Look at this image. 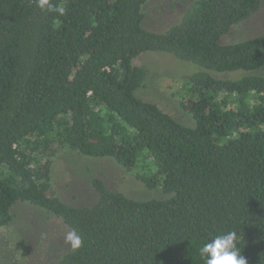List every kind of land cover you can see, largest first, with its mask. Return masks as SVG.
I'll return each instance as SVG.
<instances>
[{"label": "trees", "instance_id": "trees-1", "mask_svg": "<svg viewBox=\"0 0 264 264\" xmlns=\"http://www.w3.org/2000/svg\"><path fill=\"white\" fill-rule=\"evenodd\" d=\"M150 1L50 0L59 15L0 0V227L18 203L61 219L82 245L58 264H205L199 248L235 231L247 264H264V77H215L264 67V35L221 44L262 0H194L164 34L143 27ZM146 53L199 69L182 86L193 125L136 96ZM59 149L115 158L163 197L95 179L96 202L69 205L52 183Z\"/></svg>", "mask_w": 264, "mask_h": 264}, {"label": "rangeland", "instance_id": "rangeland-1", "mask_svg": "<svg viewBox=\"0 0 264 264\" xmlns=\"http://www.w3.org/2000/svg\"><path fill=\"white\" fill-rule=\"evenodd\" d=\"M193 1L151 0L143 8V27L151 32L166 33L181 23L186 8ZM263 35L264 0L259 12L235 26L222 38L221 44H237ZM132 65L149 71L144 85L136 92L139 99L156 104L183 124L193 125L191 116L182 110L181 102L186 100L182 86L198 72L196 65L165 53L143 54ZM215 74L223 80L264 77V67L252 72ZM52 161L54 192L57 198L72 206H91L96 202L95 179L103 180L109 189L135 200L149 201L163 197L161 190H148L112 157L93 159L61 149L52 156ZM144 163L143 166H146L149 162ZM13 212L12 224L0 227V264H58L61 257L72 250L64 240L65 234L71 230L61 219L28 203H18Z\"/></svg>", "mask_w": 264, "mask_h": 264}, {"label": "clouds", "instance_id": "clouds-1", "mask_svg": "<svg viewBox=\"0 0 264 264\" xmlns=\"http://www.w3.org/2000/svg\"><path fill=\"white\" fill-rule=\"evenodd\" d=\"M37 6L42 11L64 14V7L54 5L50 0H37ZM239 237L235 231L218 234L199 248V255L205 264H247L238 247ZM65 243L72 250H78L82 245V237L75 231H68L64 236Z\"/></svg>", "mask_w": 264, "mask_h": 264}]
</instances>
